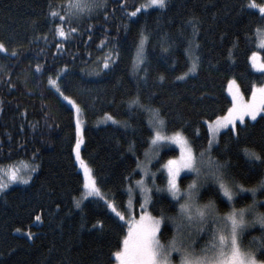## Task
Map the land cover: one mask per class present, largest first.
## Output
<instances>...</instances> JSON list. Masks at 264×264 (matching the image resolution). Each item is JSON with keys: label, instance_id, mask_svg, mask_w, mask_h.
<instances>
[{"label": "trees", "instance_id": "trees-1", "mask_svg": "<svg viewBox=\"0 0 264 264\" xmlns=\"http://www.w3.org/2000/svg\"><path fill=\"white\" fill-rule=\"evenodd\" d=\"M145 2L124 0L122 6L120 0H103L104 8L62 25L65 31H76L59 37L55 34L59 19L46 15L49 0H0V42L6 48L0 51V165L14 163L23 172L26 167L35 168L27 183H11L0 191V264H114L110 253L127 225L105 201L111 199L117 210H124L131 185L124 177L131 174L133 181L140 177L137 161L148 149L151 136L149 113L135 106L129 110V103L138 95L141 104L159 108L166 121L164 131L179 128L199 152L208 143L205 121L223 116L231 103L226 93L228 79L236 81L245 98L253 80L264 82V75L253 71L247 60L252 51L264 56L251 31L264 20L257 10L247 7L248 0H167L164 9L150 5L141 8L136 17L126 15ZM51 3L55 6L57 0ZM189 17L198 29L195 39L200 59L195 74L176 80L174 77L188 68L184 48L193 28L184 22ZM141 25L150 37L146 42V79L136 75L143 73L144 67L132 69L134 37ZM246 35L251 36L250 41ZM108 52L119 53L110 70L89 75L98 67L97 57ZM62 67L64 72L58 76ZM161 73L164 79H156ZM49 77L83 111L79 152L103 199L80 200L83 177L72 151L75 119L71 107L47 82ZM106 112L121 123L96 125ZM262 116L245 120L242 127L236 123L238 136L232 134L231 125L221 131L211 151L217 160L228 162V170L245 187L264 174V164H260L256 175L246 179L249 166L240 151L247 147L264 152ZM174 155V148L163 149L153 168L157 170ZM158 178L163 185L161 172ZM190 178L183 175L181 186ZM209 195L207 188L201 189L200 202ZM74 197L82 207L74 206ZM262 198L264 191L258 189L257 200ZM170 199L166 192L153 190L149 211L159 215L164 207L171 214L174 206L169 205ZM251 199L250 193H239L233 206L241 207ZM216 208L223 214L229 205L216 200ZM97 219L103 221V228L95 225ZM171 234L167 226L160 238L167 240ZM259 235V226L247 229L242 235L243 246L254 248L251 238Z\"/></svg>", "mask_w": 264, "mask_h": 264}, {"label": "snow or ice", "instance_id": "snow-or-ice-1", "mask_svg": "<svg viewBox=\"0 0 264 264\" xmlns=\"http://www.w3.org/2000/svg\"><path fill=\"white\" fill-rule=\"evenodd\" d=\"M167 0H147L143 4H138L131 12H126L129 17H136L141 8L147 9L150 5H156L161 9L166 7ZM120 4L124 5V0H120ZM105 5L103 0H57L55 6L49 0V11L46 15L50 18H58L59 23L55 24V34L59 37L70 36L76 29L64 30L65 23L73 20H79L86 13H91L96 9H102ZM245 5H241L243 10ZM248 8L258 9L260 19L264 20V3L256 4L254 0H248ZM108 14L105 13V16ZM186 25L191 24L193 33L189 35L188 42L184 48V54L188 60L187 71L180 73L174 77L176 80H183L189 73L196 72L199 63V56L196 54L199 41L195 39V32L198 31L193 17H189L184 22ZM257 37V46L264 50V24L257 25L251 29ZM181 35H183L181 33ZM249 41L251 36L245 37ZM150 39L145 34L143 25L138 29L134 37V51L132 56V69L135 70L144 67L148 63L146 53V42ZM0 51H6L5 45L0 42ZM167 52V48H162ZM232 50L229 49L231 56ZM15 49H13V55ZM119 53L113 55L111 52L103 57H97L98 67L95 72L89 75H103L105 71L110 70L112 63L118 59ZM259 53L252 51L247 60L253 69H257L264 75V62L258 60ZM102 59V62H101ZM176 61L173 59V64ZM36 71L40 72L41 68L36 65ZM67 67V66H64ZM84 70L81 69V72ZM64 72L62 67L57 71L59 76ZM148 68L144 67L143 73H134L138 78H145ZM62 78V77H61ZM156 79L163 80L164 75L161 73ZM49 84L53 85L59 96L71 105L73 118L75 119L76 142L72 146L75 153L76 161L83 170L82 197L96 196L100 197V191L91 170L85 165L81 159L79 145L81 143V120L80 116L83 111L79 104L71 96H67L61 91V86L56 80L49 77ZM11 86V85H10ZM231 103L223 116H216L215 119L205 121L208 129V143L206 147H201L197 152L189 143L183 132L177 128L168 135L162 134L159 129L166 127V121L160 115L159 108L145 106L140 103L137 97L128 105L129 110L135 106L138 110L151 114L149 123L153 125L151 136L148 140L150 146L159 149L162 143L172 142L179 148V155L170 156L164 163L151 173L153 177V186H155V177L157 173H166V183L156 187V191L167 192L171 198L168 203L174 206V211L169 214L167 209L162 207L159 215H153L149 208V201L152 197L148 194V187L145 184V173L149 170L142 165L141 161H137V167L140 168V179L131 180V174L124 177L130 181L132 187L128 188L129 198L133 195L134 187L139 185L141 199L138 205L139 215H133L135 208L127 207L125 202L122 207L123 211L117 210L116 203L109 199L105 203L107 208L119 218L125 221L127 227L123 229V234L119 238L118 246L114 248L110 256L114 258V264H264V259H258L257 256H264V211L258 210L257 193L258 189L264 191V174L259 176L256 183L249 187L239 182L236 176L231 173L227 161H219L211 155L213 145L216 143L214 136L221 128H227L231 125V132L234 136H238V128L236 121L240 122V126H244L245 118L254 120L258 113L264 114V82H251V90L247 94V99L240 92L239 86L232 78L228 79V89ZM104 116L113 123H121L115 120L107 112ZM261 118H264L262 116ZM124 126L127 122H124ZM199 131V129H197ZM243 153L248 169L245 178H251L256 175V166L264 164V152L256 151L243 147L240 149ZM207 153V158H205ZM135 154V153H133ZM151 159V157H149ZM35 168L27 169L22 173L21 169L14 163L8 165H0V191L4 190L9 184L15 181L27 183ZM135 173V169L132 170ZM182 174H191L192 180L181 188L178 183V177L182 178ZM209 181L211 182L209 184ZM207 188L210 195L207 200L200 202V189ZM251 193L252 199L241 207H234V203L239 193ZM103 199L102 197H100ZM264 199V198H262ZM216 200H224L228 203L229 209L220 214L216 208ZM73 204L75 207H82L80 200L74 197ZM264 207V205H261ZM37 220L40 216L37 215ZM96 226L103 228V221L97 219ZM259 225L260 235L253 236L251 239L255 242L254 248H245L242 244V235L246 229H250L253 225ZM170 226L172 230L171 236L167 240H161L160 235L164 232L165 227ZM203 234L207 238L199 243L197 237ZM29 233V237H31ZM175 257V258H174Z\"/></svg>", "mask_w": 264, "mask_h": 264}, {"label": "rangeland", "instance_id": "rangeland-1", "mask_svg": "<svg viewBox=\"0 0 264 264\" xmlns=\"http://www.w3.org/2000/svg\"><path fill=\"white\" fill-rule=\"evenodd\" d=\"M262 3H264V0H263V2ZM258 4V3H257ZM255 10H257L258 11V9H255ZM257 43H258V41H257ZM258 49H260L259 47H258ZM258 53H259V56H258V60H260L261 62H264V59H263V55H262V53L260 52V51H257ZM252 70L253 71H255V72H260L259 70H257V69H253L252 68ZM196 72H192V73H189L188 74V76H190V75H193V74H195ZM187 76V77H188ZM186 78V77H185ZM184 78V79H185ZM227 89H228V85H227V87H226V93L229 95V93H228V91H227ZM229 97H230V95H229ZM245 98V97H244ZM230 99H231V97H230ZM245 99H247V98H245ZM67 104H68V102H67ZM70 107H71V105L70 104H68ZM259 115H264V114H262V113H258L257 114V117L259 116ZM256 117V118H257ZM255 118V119H256ZM151 119V114L149 113V117H148V122H149V120ZM254 119V120H255ZM80 120H81V117H80ZM245 120H249L247 117L245 118ZM254 120H249V121H254ZM106 123H113L112 122V120H108V119H106L105 118V116L104 117H102V118H99L98 120H96V125H104V124H106ZM236 123H239L240 124V122L239 121H236ZM149 125H150V128L152 129V127H153V125L152 124H150L149 123ZM228 127H230V125L229 126H227V128ZM82 128H83V122H82V120H81V133H80V137H81V143H80V145H79V149H80V147L82 146V143H83V137H82ZM227 128H221L220 129V131L218 132V133H216L215 134V136H214V140L216 141V143H217V140H218V135H219V133L221 132V131H223V130H225V129H227ZM161 132H162V134H164V135H168L169 133H166L165 131H164V128H162V129H159ZM75 134H76V132H75ZM216 143L213 145V147L216 145ZM167 148H174L175 150H176V155H179V148L177 147V145H175L174 143H172V142H167V143H162L161 144V146L159 147V149H156L154 146H150L149 145V147H148V149L146 150V152L144 153V155H143V157L141 158V159H139V161H141L142 162V165H144V166H146L147 167V169L149 170L148 172H146L144 175H145V184H146V186L148 187V194L152 197V191L153 190H156V187H159V186H162V185H160L159 183H158V176H159V174L160 173H157V176L155 177V186H153V183H152V181H153V177H152V175H151V173H153V172H156V170L153 168V164L157 161V158L159 157V155H160V153H161V151L163 150V149H167ZM176 155H174V156H176ZM74 157H75V162H76V164H77V167H78V170L82 173V177H83V170L81 169V167H80V165L78 164V162L76 161V156H75V153H74ZM149 157H151V159H149ZM205 158H207V155L205 156ZM160 168V167H159ZM137 170H138V172L140 173V168L139 167H137ZM21 172L23 173V171L21 170ZM141 174V173H140ZM161 174L163 175V177H164V184L166 183V173H163V172H161ZM183 175H190L191 176V174H182V176ZM140 179V177L138 178V179H136V180H139ZM192 180V176H191V178H190V180L184 185V187L190 182ZM19 181H15V182H12V183H18ZM178 183H179V185H180V187L181 188H184V187H182L181 186V184H180V177H178ZM209 183H211L210 181H209ZM163 184V185H164ZM129 187H132V185H129L128 186V188ZM128 188H127V194H128ZM201 189H203V188H201ZM201 189H200V191H201ZM166 192V191H165ZM167 193V192H166ZM243 193H245V192H243ZM242 193V194H243ZM251 194V193H250ZM82 197V196H81ZM89 197H93V196H85V197H83L82 199L80 198V200L81 201H84L86 198H89ZM142 197H141V193H140V189H139V185H136L135 187H134V191H133V195L131 196V198H129V195H128V197H127V207H129V208H135L136 210L135 211H133V215H139V211H138V205H139V203H140V199H141ZM258 201V210L259 211H264V207H261V205H264V200H261V201H259V200H257ZM150 202H151V200L149 201V204H150ZM110 210V209H109ZM111 211V210H110ZM114 214V213H113ZM115 215V214H114ZM123 222H125V221H123ZM126 223V222H125ZM253 226H259L258 224L257 225H253ZM252 226V227H253ZM247 230V229H246ZM245 230V231H246ZM201 237L203 238V240L201 239ZM204 238H207L205 235H203V234H200L198 237H197V239H198V241H199V243H197L196 244V247H199L200 246V243H202L203 241H204ZM175 258V257H174Z\"/></svg>", "mask_w": 264, "mask_h": 264}]
</instances>
